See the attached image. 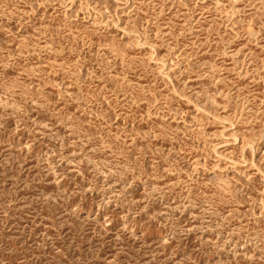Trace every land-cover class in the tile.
Instances as JSON below:
<instances>
[{"label":"rangeland","instance_id":"obj_1","mask_svg":"<svg viewBox=\"0 0 264 264\" xmlns=\"http://www.w3.org/2000/svg\"><path fill=\"white\" fill-rule=\"evenodd\" d=\"M0 264H264V0H0Z\"/></svg>","mask_w":264,"mask_h":264},{"label":"bare ground","instance_id":"obj_2","mask_svg":"<svg viewBox=\"0 0 264 264\" xmlns=\"http://www.w3.org/2000/svg\"><path fill=\"white\" fill-rule=\"evenodd\" d=\"M239 161V160H238Z\"/></svg>","mask_w":264,"mask_h":264}]
</instances>
